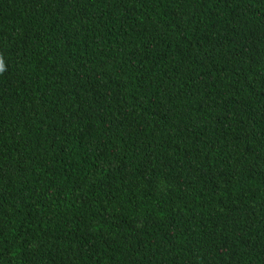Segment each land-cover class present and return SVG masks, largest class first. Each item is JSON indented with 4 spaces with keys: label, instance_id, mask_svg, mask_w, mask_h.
Wrapping results in <instances>:
<instances>
[{
    "label": "trees",
    "instance_id": "16d2710c",
    "mask_svg": "<svg viewBox=\"0 0 264 264\" xmlns=\"http://www.w3.org/2000/svg\"><path fill=\"white\" fill-rule=\"evenodd\" d=\"M0 264H264V0H0Z\"/></svg>",
    "mask_w": 264,
    "mask_h": 264
},
{
    "label": "clouds",
    "instance_id": "9594fccd",
    "mask_svg": "<svg viewBox=\"0 0 264 264\" xmlns=\"http://www.w3.org/2000/svg\"><path fill=\"white\" fill-rule=\"evenodd\" d=\"M2 69H3V62L0 61V70H2Z\"/></svg>",
    "mask_w": 264,
    "mask_h": 264
}]
</instances>
